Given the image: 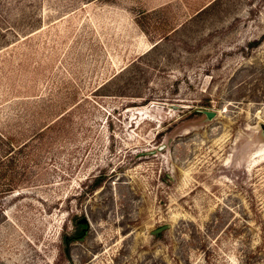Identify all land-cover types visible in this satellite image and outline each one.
I'll return each instance as SVG.
<instances>
[{
  "label": "rangeland",
  "instance_id": "obj_1",
  "mask_svg": "<svg viewBox=\"0 0 264 264\" xmlns=\"http://www.w3.org/2000/svg\"><path fill=\"white\" fill-rule=\"evenodd\" d=\"M0 264H264V0H0Z\"/></svg>",
  "mask_w": 264,
  "mask_h": 264
},
{
  "label": "water",
  "instance_id": "obj_2",
  "mask_svg": "<svg viewBox=\"0 0 264 264\" xmlns=\"http://www.w3.org/2000/svg\"><path fill=\"white\" fill-rule=\"evenodd\" d=\"M207 114L210 116V117H213L214 115H215V113L214 112H207Z\"/></svg>",
  "mask_w": 264,
  "mask_h": 264
}]
</instances>
